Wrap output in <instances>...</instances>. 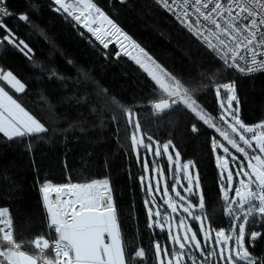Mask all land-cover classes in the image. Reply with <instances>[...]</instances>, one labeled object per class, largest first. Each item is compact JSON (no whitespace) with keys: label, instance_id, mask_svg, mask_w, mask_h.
Returning <instances> with one entry per match:
<instances>
[{"label":"snow or ice","instance_id":"6c2138e0","mask_svg":"<svg viewBox=\"0 0 264 264\" xmlns=\"http://www.w3.org/2000/svg\"><path fill=\"white\" fill-rule=\"evenodd\" d=\"M119 2L124 4L126 0ZM153 2L171 13L215 61L210 79L218 101V115L201 104L194 84L158 63L94 0H50L68 23L86 29L104 49L115 38L123 54L147 73L153 82L152 98L148 101L150 116L159 118L182 111L190 118L191 132L198 133L206 125L219 134L222 139H211L219 169V196L213 197L211 203L221 201L220 218H227L228 227H213L195 162L189 160L173 166L174 157L169 151L170 147L175 149L172 140L163 144L155 140L143 130L133 108L110 96L106 89L98 88L97 95L104 99L105 107L118 113L111 118L117 125V135L123 130L144 172H149L148 156L167 157L171 184L163 167L152 169L158 177L155 185L149 180L145 186V177H139L149 197L144 200L146 228L166 233L164 240L157 239L156 233L150 236V247L128 250L107 178L61 184L45 180L39 187L44 209L41 223L45 228L41 234L30 240L18 239L9 207H0V264H264V256L256 257L250 251L264 239V120L249 125L242 119L235 79L264 73V0ZM30 7L36 10L35 4ZM13 16L30 23L27 13L16 14L8 8L7 0H0V48L6 42L32 60L33 50L5 23ZM33 67L43 70L39 64L33 63ZM83 75L88 79L87 73ZM50 77L65 79L55 70ZM25 89V83L12 71L0 68V134L6 141L43 139L42 134L49 132L45 123L14 98ZM41 100L51 108L47 97L42 95ZM25 148L31 152L32 144ZM142 150L147 155L142 156ZM175 160H180L178 151ZM11 187H16L14 182ZM158 194L162 199L166 197L162 204L157 203ZM189 219L199 227L194 229Z\"/></svg>","mask_w":264,"mask_h":264},{"label":"trees","instance_id":"16d2710c","mask_svg":"<svg viewBox=\"0 0 264 264\" xmlns=\"http://www.w3.org/2000/svg\"><path fill=\"white\" fill-rule=\"evenodd\" d=\"M94 2L158 63L194 84L201 104L218 115V101L210 79L215 61L175 18L153 0ZM33 4L36 10L30 7ZM7 6L16 14L29 15L30 23L19 21L16 16L5 19V23L29 45L33 54L29 60L5 43L0 48V68L12 71L25 83V92L15 94L14 98L49 128L48 133L42 134L43 139L26 137L10 142L0 134V207H9L17 238L30 240L45 231L39 192L45 180L61 184L107 178L129 251L136 246L150 247V236L159 233L158 229L146 228L144 200L149 197L139 180L145 172L123 130L117 135V125L111 118L118 113L105 107L104 99L97 95L98 88L106 89L110 96L133 108L143 130L155 140L161 144L172 140L175 149L169 150L178 151L182 162H195L209 202L207 214L212 225L216 229L227 228V218H220L221 201L211 203L213 197L219 196V169L211 139H222L219 134L206 125L198 133L191 132L190 118L182 111L159 118L150 116L148 101L152 98L153 82L147 73L131 58L117 56L114 41L104 49L81 27L68 23L64 15L53 10L50 0H7ZM33 63L43 70L33 67ZM52 70L65 79L50 77ZM83 73L88 74V79ZM235 79L242 119L249 125L264 120V73ZM42 95L51 108L41 100ZM29 143L31 152L25 148ZM143 155L147 154L142 150ZM148 159L151 172L157 164L165 169L170 180L165 156ZM13 182L15 188L11 187ZM193 225L198 228L196 223ZM165 235L159 233L156 238L163 241ZM250 251L256 257L264 256V239Z\"/></svg>","mask_w":264,"mask_h":264},{"label":"rangeland","instance_id":"374dc122","mask_svg":"<svg viewBox=\"0 0 264 264\" xmlns=\"http://www.w3.org/2000/svg\"><path fill=\"white\" fill-rule=\"evenodd\" d=\"M82 28V27H81ZM93 37V36H92ZM113 41L116 43V45L118 46V48L123 52V50L121 49V47H120V44L119 43H117L116 41H115V38H113ZM121 41H123V38L121 37ZM6 43V42H5ZM125 44H127V42H124ZM112 44H109V46H111ZM115 44L114 45H112V46H116ZM103 47V46H102ZM129 51H132V49H128ZM138 51V50H137ZM117 53H120V55H122V53L120 52V51H118ZM136 54V51L133 53V55H135ZM170 151V150H169ZM221 151V154H223L222 153V150H220ZM232 151V150H231ZM171 152V151H170ZM232 152H234V151H232ZM172 154H173V157H174V160H173V166H175V164L176 163H179L180 165H182L183 163H185V162H182L181 161V159L177 162L176 160H175V152H171ZM165 158L167 159V157L165 156ZM154 167H158L157 166V164H154L153 165V167H152V169L154 168ZM191 170V169H190ZM169 172H170V170H169ZM180 175H181V177H182V175H183V173L181 172L180 173ZM144 177H145V184H147V182L149 181V180H151V182L153 183V185H155V183H156V179L158 178L157 177V174L152 170V172H151V170H150V166H149V172H147V173H144ZM165 178L167 179V177H166V174H165ZM183 184H185L186 185V181H181ZM168 183L169 184H171L172 183V176H171V172H170V180H168ZM161 187H163V181L161 182ZM178 190H180L179 189V186H178ZM174 195V194H173ZM163 199H166V197L165 198H163ZM163 199L161 198V195L160 194H158L157 195V203H159V204H162L163 203ZM164 207H166V205L164 206ZM170 211V210H169ZM174 216H175V214H173ZM184 215H186V214H184ZM188 222L189 223H192V226H193V228H194V225H193V222L189 219L188 220ZM196 225H197V227H199V225H198V223H196ZM195 229V228H194Z\"/></svg>","mask_w":264,"mask_h":264},{"label":"built area","instance_id":"2783aa9c","mask_svg":"<svg viewBox=\"0 0 264 264\" xmlns=\"http://www.w3.org/2000/svg\"><path fill=\"white\" fill-rule=\"evenodd\" d=\"M54 7L55 6H53V10H54ZM167 12V11H166ZM168 13V12H167ZM170 15H171V13H169ZM172 16V15H171ZM173 17V16H172ZM173 18H175V17H173ZM186 30V29H185ZM187 31V30H186ZM87 33V32H86ZM88 34V33H87ZM90 36V35H89ZM133 40V39H132ZM99 44V43H98ZM100 45V44H99ZM100 46H102V45H100ZM115 48H116V50H117V52H118V49H117V47L115 46ZM135 51H133V53H134ZM32 54H33V51H32ZM122 56H125V57H128V58H130L129 56H127V55H124L123 53H122Z\"/></svg>","mask_w":264,"mask_h":264},{"label":"bare ground","instance_id":"6f19581e","mask_svg":"<svg viewBox=\"0 0 264 264\" xmlns=\"http://www.w3.org/2000/svg\"><path fill=\"white\" fill-rule=\"evenodd\" d=\"M82 29H83V28H82ZM83 30H84L85 32H87L86 29H83ZM88 34L90 35V37H92V35H91L90 33H88ZM84 36H85V35H84Z\"/></svg>","mask_w":264,"mask_h":264},{"label":"crops","instance_id":"0c3cea01","mask_svg":"<svg viewBox=\"0 0 264 264\" xmlns=\"http://www.w3.org/2000/svg\"><path fill=\"white\" fill-rule=\"evenodd\" d=\"M41 197H42V195H41ZM52 198L55 199V194L54 193L52 194Z\"/></svg>","mask_w":264,"mask_h":264},{"label":"water","instance_id":"95a60500","mask_svg":"<svg viewBox=\"0 0 264 264\" xmlns=\"http://www.w3.org/2000/svg\"><path fill=\"white\" fill-rule=\"evenodd\" d=\"M235 103V102H234Z\"/></svg>","mask_w":264,"mask_h":264}]
</instances>
